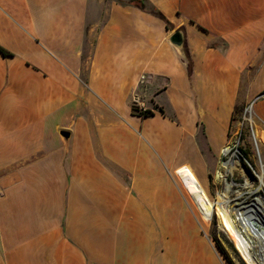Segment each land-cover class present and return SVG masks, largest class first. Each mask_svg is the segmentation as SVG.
Segmentation results:
<instances>
[{
	"label": "crops",
	"instance_id": "0c3cea01",
	"mask_svg": "<svg viewBox=\"0 0 264 264\" xmlns=\"http://www.w3.org/2000/svg\"><path fill=\"white\" fill-rule=\"evenodd\" d=\"M128 1L0 0V264H234L200 220L264 136V0Z\"/></svg>",
	"mask_w": 264,
	"mask_h": 264
},
{
	"label": "bare ground",
	"instance_id": "6f19581e",
	"mask_svg": "<svg viewBox=\"0 0 264 264\" xmlns=\"http://www.w3.org/2000/svg\"><path fill=\"white\" fill-rule=\"evenodd\" d=\"M247 119L253 123L252 116ZM253 134L257 143L264 147V136H259L257 127L253 129ZM243 166L252 183L245 184L246 189L241 192H229V187L224 184L223 190L218 191L216 197H211V210L216 216L218 227L227 233L242 262L264 264V233L258 232V221L261 224L263 222L254 211L245 209L246 206L232 204L238 202V196H248L256 191V184L253 183H261V178L264 181V171L260 175V171L251 166L249 159H243ZM215 179L223 182L219 172ZM255 246L259 248V253L254 252Z\"/></svg>",
	"mask_w": 264,
	"mask_h": 264
},
{
	"label": "built area",
	"instance_id": "2783aa9c",
	"mask_svg": "<svg viewBox=\"0 0 264 264\" xmlns=\"http://www.w3.org/2000/svg\"><path fill=\"white\" fill-rule=\"evenodd\" d=\"M142 80L143 77L140 78V81ZM261 97H264V93L261 94L258 98ZM131 104H132V109L136 111L138 114L144 116V114L147 112V110L145 109L144 101L138 95L135 94L131 97ZM247 117L248 118L251 117V104L246 109H244L242 122L235 130L231 142L220 151L219 167L214 173V176H217L218 172L220 173V178L221 180H223V184H226L227 187H229V192H236V188H239L248 183H252L250 178L239 176L236 172L232 173V169L235 163L243 165V159H250L251 166L255 167L258 171H260V175H262V171H264V161L261 158L258 143L254 138V134H253V123L250 122L247 119ZM244 122H246L249 127L248 130L252 142V152H253L251 156L245 153L242 145V139L244 136L243 133ZM255 184H256V191L254 193L248 196H238V202H233L232 204H234L235 206L244 205L246 206L245 209L254 211L263 222V224H261L258 221V232L263 234L264 233V181L261 178V183H255ZM216 195L217 192L215 193V197ZM212 220H214L213 217Z\"/></svg>",
	"mask_w": 264,
	"mask_h": 264
},
{
	"label": "rangeland",
	"instance_id": "374dc122",
	"mask_svg": "<svg viewBox=\"0 0 264 264\" xmlns=\"http://www.w3.org/2000/svg\"><path fill=\"white\" fill-rule=\"evenodd\" d=\"M264 92V91H263ZM238 112V111H237ZM239 113V112H238ZM237 113V114H238ZM248 124L246 122H244V134H245V137L248 138L249 137V130H246L248 129ZM254 128V127H253ZM261 152H262V155L264 157V152L262 150V148H260ZM253 154V152L251 153V155ZM262 158V156H261ZM263 159V158H262ZM250 160V159H249ZM251 162V161H250ZM215 182H216V186L218 187V191H222L223 190V187H224V184L223 182H218L216 179H215V176H214V179ZM256 181H254L253 184H255ZM246 187L243 185L239 188H236V191L237 192H241L243 190H245ZM214 200L212 201V205H214ZM211 197H210V203H209V213H210V220L207 224H204L202 223V221L200 220L201 224L203 225V231L204 233L209 237V238H213V240L218 243L222 248H223V251L226 253V255L230 257V259H232L231 262H233L234 264H244L242 262V260L239 258V255L238 253L236 252L233 244L230 242V240L227 238L228 235L225 231L221 230L219 227H218V224H217V220H216V216L215 214L213 213V210H211ZM199 215V214H198ZM212 217L214 218V220H212ZM212 220V221H211ZM230 242V243H229ZM231 244V245H230ZM259 248L258 247H254V252L255 253H259ZM257 250V252H256Z\"/></svg>",
	"mask_w": 264,
	"mask_h": 264
},
{
	"label": "trees",
	"instance_id": "16d2710c",
	"mask_svg": "<svg viewBox=\"0 0 264 264\" xmlns=\"http://www.w3.org/2000/svg\"><path fill=\"white\" fill-rule=\"evenodd\" d=\"M119 2L122 3V1H119ZM144 2H145V0H129V1H128V4L133 5V6L139 8V9H141V10H147L151 15H153V16L159 18V19L162 20V21H165V23H166V27H167V26H168V23H167V21L165 20V18L163 17V15H162L158 10H156L154 7H147V6L145 5ZM177 31H180V32L183 33V29H182V28H181V29H178ZM183 46H184V48H185V42H184ZM0 52H1V54H2L3 56H8V55H10L8 52H6L5 50H3L2 48H0ZM189 68H190V63H189ZM149 115H151V113H150L149 111H147V112L144 114V116H149ZM230 245H231V244H230ZM216 246H217L218 250L220 251V253L223 255V257H224V258L227 260V262L229 263V262H230V261H229V258H228V256L226 255V253L223 251V248H222L218 243H216Z\"/></svg>",
	"mask_w": 264,
	"mask_h": 264
},
{
	"label": "water",
	"instance_id": "95a60500",
	"mask_svg": "<svg viewBox=\"0 0 264 264\" xmlns=\"http://www.w3.org/2000/svg\"><path fill=\"white\" fill-rule=\"evenodd\" d=\"M169 42L179 51H182L183 49V44H184V37L182 32L180 31H175L169 38ZM60 135L62 138L66 141L69 137V133L66 131H61ZM236 172L239 176H244L246 178H249L247 175L245 168L243 165H240L238 163L234 164V167L232 169V173ZM230 243V242H229Z\"/></svg>",
	"mask_w": 264,
	"mask_h": 264
},
{
	"label": "flooded vegetation",
	"instance_id": "af4514ba",
	"mask_svg": "<svg viewBox=\"0 0 264 264\" xmlns=\"http://www.w3.org/2000/svg\"><path fill=\"white\" fill-rule=\"evenodd\" d=\"M228 239H229V237H227ZM230 240V239H229ZM230 242H231V240H230ZM232 243V242H231ZM233 244V243H232Z\"/></svg>",
	"mask_w": 264,
	"mask_h": 264
}]
</instances>
